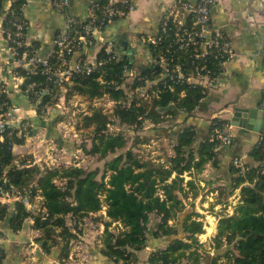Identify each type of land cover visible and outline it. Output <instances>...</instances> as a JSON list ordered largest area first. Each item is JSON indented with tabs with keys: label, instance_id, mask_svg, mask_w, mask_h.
Listing matches in <instances>:
<instances>
[{
	"label": "trees",
	"instance_id": "1",
	"mask_svg": "<svg viewBox=\"0 0 264 264\" xmlns=\"http://www.w3.org/2000/svg\"><path fill=\"white\" fill-rule=\"evenodd\" d=\"M4 1L0 0V3ZM23 2L14 0L13 6L19 8ZM101 54L102 50H99L97 57ZM124 62V59L118 60L102 66L98 72L90 75L74 76L66 87L88 99L108 95L116 102L112 114L119 123L130 126L134 124L136 128H141L144 119L158 124L164 122L167 116H188L204 97L198 87L175 85L172 90H159L157 96L149 102L133 99L129 106L123 105L121 101L126 99V94L117 85L120 84ZM137 69L144 76L152 77L154 74L150 66ZM37 78L33 76L30 80ZM181 90H184L182 96L179 95ZM53 100L56 98L43 96L40 107L53 103ZM38 109L41 111L42 108ZM55 115L53 111L48 120L33 118L32 122L44 126L60 147L69 148V143L53 128L57 120ZM225 121L228 120L213 117L209 130ZM108 123L109 116L100 108H94L82 117L83 126L91 128L90 146L83 144V151L100 159L112 155L105 162L99 178L96 169L86 170L80 166L53 168L43 174L35 166L17 168L11 165L12 156L7 149V142L0 145V176L3 171L14 186L30 189V197L37 192L42 196V206L47 217L41 219L39 215L33 216V227L41 231L39 241L44 251L49 252L54 244L64 241L66 247L60 256L66 257L67 242L77 236L76 232L81 231L79 222L105 206L107 219L102 220V244L92 252L97 258L131 264L137 260V253L145 246L148 233L149 237L165 245L164 248L150 252V264H180L183 258L188 259L190 264H205L208 257L209 264H217L221 257L226 258V264H264V174L259 166V163L264 162V128L261 138L247 153L252 160L249 170L247 160V169L243 172L230 165V186L217 188L215 203L226 202L220 198L223 190L227 194L239 187L241 197L231 214L219 213L217 230L210 246L214 253L209 256L196 236L204 232V228L203 221L198 219L201 215L194 207L199 186L192 173H199L208 162L213 166L218 165V151L214 149L213 143L205 138L197 144L196 132L186 126L176 132L173 153L164 162L141 157L126 146V139L121 133L108 132ZM141 137L137 136L135 142L148 141ZM185 172L191 176L186 181ZM56 179L65 182L59 185ZM0 185H3L1 179ZM8 208V204L0 202V220ZM14 208V216L10 218L13 230L18 229L23 219L31 215L18 201L14 202ZM209 208L212 209L213 204ZM150 214L158 219L153 227L148 225ZM69 217L72 219L70 225L67 223ZM112 222L119 223L116 233L110 228ZM3 257L4 250L0 246V261ZM201 259H204L203 263Z\"/></svg>",
	"mask_w": 264,
	"mask_h": 264
},
{
	"label": "built area",
	"instance_id": "2",
	"mask_svg": "<svg viewBox=\"0 0 264 264\" xmlns=\"http://www.w3.org/2000/svg\"><path fill=\"white\" fill-rule=\"evenodd\" d=\"M13 1L5 0L6 5L0 3L6 52L0 58V145L7 142V149L12 156L11 165L17 168L35 166L40 174L59 166L53 160H41L42 153L46 154L47 150L59 152L62 147L44 126L35 125L32 119L45 121L53 111L56 112L55 117L64 113V99L60 92L65 90L74 76L90 75L108 63L124 59L120 84L117 86L126 94V99L121 103L129 106L133 99L149 102L159 90H172L175 85L198 87L200 93L206 96L221 85L227 65L236 55L229 36L222 28L212 25L211 8L214 0L177 1L161 16L156 34L139 36V41L149 51V64L154 73L152 77L141 75L136 70L130 61L131 52L120 55L112 40L101 34L95 36V32L102 31L115 18L132 11L135 7L133 2L93 0L86 18L67 16L63 29L53 39L52 50L48 55H41L39 47L27 40L29 24L24 15L25 2L16 8ZM50 2L61 11L68 6V0ZM72 28H75L74 31ZM259 47L264 62V43L259 42ZM88 48L97 49V52L102 50L101 56L97 57L96 54L91 62L80 55L76 56L77 52ZM33 76L38 78L30 80ZM99 79L101 81V75ZM183 94L184 90H181L179 95ZM45 95L56 100L40 107ZM101 98L107 100L108 104L116 103L106 94ZM98 100L91 99L94 106H98ZM259 106L264 109V95ZM38 108H42L41 111ZM53 128L63 137L76 134L74 131L75 134L70 135L68 128H71L66 127L63 121H55ZM232 128V123L225 121L210 129L207 140L213 143L215 150L233 145ZM231 165L241 172L246 170L245 155L233 154ZM250 165L248 162V170ZM259 166L264 174V162L259 163ZM0 179L3 182L0 185L1 203L9 205L20 202L31 213L33 223L35 215L41 216V219L47 217L42 196L38 192L30 197V189L14 186L3 171ZM102 208L105 210L104 206ZM13 209L15 211L14 206Z\"/></svg>",
	"mask_w": 264,
	"mask_h": 264
},
{
	"label": "crops",
	"instance_id": "3",
	"mask_svg": "<svg viewBox=\"0 0 264 264\" xmlns=\"http://www.w3.org/2000/svg\"><path fill=\"white\" fill-rule=\"evenodd\" d=\"M51 0H24V15L28 21V41L36 43L41 55H48L53 48V39L60 30L63 29L68 15L81 19L87 17L90 3L93 0H68V6L61 11L51 5ZM135 4V7L127 15L110 22L102 31L95 32V36L103 35L106 39L114 42V48L120 55L125 56L131 52L130 61L133 66L140 68L150 66L149 51L147 47L139 41L140 35H154L157 32L161 16L175 2L182 0H129ZM185 1V0H184ZM195 2V0H186ZM4 5L5 2L3 3ZM3 12L0 10V58L6 52L4 50V38L1 29ZM211 22L214 27L222 28L229 36L234 50L235 57L227 65V70L222 78L221 85L204 96L199 105L188 116L180 114L179 117L167 116L162 122L166 125H172L173 132L163 134L165 138L171 139L174 144L176 132L184 127H192L197 134L196 143L199 144L203 139L208 138L210 134L209 125L213 117L231 122L232 109L235 106L254 107L259 106L260 100L264 95V62L260 57L259 42L264 43V0H214L211 8ZM97 49H84L76 53V56H82L86 61H94ZM18 100H20L18 98ZM60 116V115H59ZM58 117V116H57ZM56 117V118H57ZM141 118V117H139ZM59 120V118H57ZM56 120V121H57ZM148 125L152 127L162 126V123L154 124L148 119ZM161 124V125H160ZM144 125V124H143ZM163 125V126H166ZM143 128V126H142ZM254 130L253 128H243L233 126L234 143L229 148H219L217 151L218 165L213 166L206 163L199 173H192L195 181L199 186V193L194 200L204 202L205 187H209V194H216L217 188L221 186L229 187L231 183V174L229 166L231 157L235 153L245 155V160L249 163L252 161L248 156V151L261 138L262 129ZM152 129V128H151ZM141 129H138V131ZM162 129L153 128L154 137H158ZM173 153V149H171ZM171 154V153H170ZM253 163V162H252ZM254 164V163H253ZM188 173H184V180L190 179ZM248 185H251L248 182ZM240 188H234L232 192L221 198L226 200L225 203H215L209 201L208 206H218L217 210L209 211L210 208H203L209 214H204L195 209L201 216L198 219L203 221L204 232L196 234L205 253L212 256L214 249H211L212 237L217 230L219 213L231 214L237 203L240 201ZM190 200V197L188 198ZM36 202H39L38 200ZM6 215L0 220V246L4 250V257L0 264H121L113 263L106 259L94 256L92 253L96 248L101 246V237L103 235L104 225L102 219H107L105 210H101L103 218L98 223H93L87 219L89 215L79 222L82 225L80 233L76 232V237L70 238L67 242L68 254L61 257L62 250L66 245L64 241L54 244L49 252L44 251L39 241L41 231L33 227L34 223L31 215L25 217L18 229H12L10 218L14 216V202L9 204ZM213 207V208H214ZM223 207V209H221ZM222 210V211H221ZM224 210V211H223ZM203 211V212H204ZM212 213V214H210ZM212 218L214 221L209 224L210 231L207 230L206 220L204 217ZM158 219L150 214L148 225L153 227ZM89 222V223H87ZM68 225L72 224V219L67 218ZM93 223V224H92ZM113 232L119 228L110 227ZM74 231V230H73ZM147 234L146 243L142 250L137 253V260L131 264H150L148 256L151 251L164 248L165 245L158 243L156 239L149 237ZM59 239V238H58ZM209 260L205 259L206 263ZM204 259H201L203 263ZM223 263L218 260L217 264ZM180 264H190L188 259H181Z\"/></svg>",
	"mask_w": 264,
	"mask_h": 264
},
{
	"label": "rangeland",
	"instance_id": "4",
	"mask_svg": "<svg viewBox=\"0 0 264 264\" xmlns=\"http://www.w3.org/2000/svg\"><path fill=\"white\" fill-rule=\"evenodd\" d=\"M62 94V97L64 99L63 101V114L58 116L59 121H63L66 124V127H70L71 130L68 128L71 134V136L63 137L66 142L69 143V148L67 147H62L61 150L58 151H52V150H47L46 154L42 153V159L41 160H53V162H58L59 166L58 168L61 167H68V166H80L86 170H97L98 174L97 177L99 178L103 170L105 168V162L110 160L112 158V155H108L103 159L98 158L96 155H91L87 154L83 151L82 145L84 144L85 146L89 147L90 146V140H91V128L89 127H84L82 124V117L84 114L89 113L92 109L94 108H100L102 112H104L106 115L109 116L110 123H108V132H114V133H121L125 139H126V146L131 147L134 152L138 153L141 157L143 158H153L158 159L159 161H164L166 162L167 158L169 155L172 154L171 149H172V143L170 137L165 138L163 137V134H168L169 132L167 130L170 129V132H173V127L172 125H166L162 123V126L159 127H152L149 126L148 121L142 122L141 128L138 127L136 128L134 124L126 125V124H121L119 121L115 118V116L112 114L113 108L115 104H108L107 100L104 98H101L102 96H98L95 98H98V106H94L91 99H88L86 96L81 95L77 93L76 91L71 90V88L66 87L65 90L60 92ZM108 97V95H107ZM109 98V97H108ZM110 99V98H109ZM145 101V100H143ZM63 125V123H61ZM144 124V125H143ZM161 125V124H160ZM166 125V126H163ZM136 128V129H135ZM152 128V129H151ZM153 128H158L159 130L162 129L159 132L158 137H154L151 133H155L153 131ZM138 129H141L138 131ZM75 131V133H74ZM157 133V132H156ZM141 137L142 139H147V142H140L137 143L136 137ZM31 143V142H30ZM171 153V154H170ZM50 157V158H48ZM43 163V161H40ZM56 182L59 185H62L65 181L56 179ZM220 187H223L220 185ZM209 187H205L204 189V194L207 193V196L204 198V202H200L199 199L196 200L194 203L195 209L198 211L203 210V208H209L208 202L209 201H214L216 194H209L208 192ZM225 190H223V193L220 195V198L225 197ZM225 193V194H224ZM105 207V206H104ZM214 207V206H213ZM219 208L218 206H215L212 209H208L209 211L217 210ZM101 208L99 211L93 213L95 215H89L88 220L92 221L94 224L98 223L100 221V217L103 218L104 215H102ZM223 209V207L221 208ZM204 211V210H203ZM201 211L204 214H209L207 211ZM224 211V210H223ZM212 214V213H210ZM105 218V217H104ZM102 220H106V219ZM206 220V226L207 230L210 231L211 228L209 227V224L207 221L212 224L213 219L212 218H207L206 215L204 217ZM82 225L85 223V221L81 220ZM89 223V222H87ZM92 223V224H93ZM82 225H79V228ZM118 226L117 222H112L110 224V227H116ZM198 238V237H197ZM199 240V238H198ZM224 242V241H223ZM223 260V263L221 264H226L227 260L224 257L220 258Z\"/></svg>",
	"mask_w": 264,
	"mask_h": 264
},
{
	"label": "water",
	"instance_id": "5",
	"mask_svg": "<svg viewBox=\"0 0 264 264\" xmlns=\"http://www.w3.org/2000/svg\"><path fill=\"white\" fill-rule=\"evenodd\" d=\"M231 123L233 126L260 130L264 125V109L260 106H235L232 109Z\"/></svg>",
	"mask_w": 264,
	"mask_h": 264
}]
</instances>
